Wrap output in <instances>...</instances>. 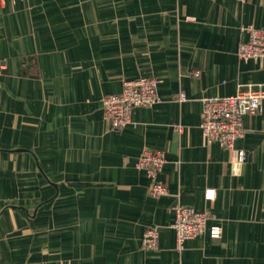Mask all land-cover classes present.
I'll use <instances>...</instances> for the list:
<instances>
[{
    "label": "crops",
    "instance_id": "1",
    "mask_svg": "<svg viewBox=\"0 0 264 264\" xmlns=\"http://www.w3.org/2000/svg\"><path fill=\"white\" fill-rule=\"evenodd\" d=\"M247 25L264 29V0H0V264H264V101L237 172L199 128L204 98L264 84L238 56ZM143 77L158 101L111 129L103 97ZM146 149L165 155L157 198ZM178 206L210 213L181 251Z\"/></svg>",
    "mask_w": 264,
    "mask_h": 264
},
{
    "label": "built area",
    "instance_id": "2",
    "mask_svg": "<svg viewBox=\"0 0 264 264\" xmlns=\"http://www.w3.org/2000/svg\"><path fill=\"white\" fill-rule=\"evenodd\" d=\"M244 4L246 0H236ZM241 32L246 38L239 44L238 56L240 59H255L264 63V29H257L252 25L242 26ZM199 72L194 73L198 76ZM158 81L153 77H143L127 80L122 83L119 94H109L102 99L104 119L111 129L119 130L131 120L132 109L150 107L158 101ZM179 100H183L180 96ZM264 101V84L255 87L248 86L236 94L227 97H208L202 100L200 131L208 143H217L220 147L230 151L233 171H239L244 161L243 151L236 146L243 137L244 128L242 117L255 115L261 112ZM165 163L162 151L146 149L143 151L136 167L144 170L149 180L148 194L160 197L167 193L166 187L158 181L157 176ZM207 200L214 198V191L208 189L205 193ZM210 217L208 211H196L187 206H178L175 210V219L172 228L175 232V242L178 251L183 244L202 234L206 222ZM210 235L217 238L220 235L219 227H213ZM158 232L154 227L147 228L142 235L141 248L155 250L157 248Z\"/></svg>",
    "mask_w": 264,
    "mask_h": 264
}]
</instances>
